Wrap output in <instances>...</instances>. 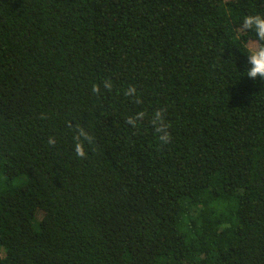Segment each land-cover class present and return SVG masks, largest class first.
<instances>
[{"label": "trees", "instance_id": "1", "mask_svg": "<svg viewBox=\"0 0 264 264\" xmlns=\"http://www.w3.org/2000/svg\"><path fill=\"white\" fill-rule=\"evenodd\" d=\"M249 13L264 0H0V264H264Z\"/></svg>", "mask_w": 264, "mask_h": 264}, {"label": "clouds", "instance_id": "2", "mask_svg": "<svg viewBox=\"0 0 264 264\" xmlns=\"http://www.w3.org/2000/svg\"><path fill=\"white\" fill-rule=\"evenodd\" d=\"M237 34H245L248 32H253L255 38L249 40L244 46L246 48L247 63L244 68L245 75L251 79L259 78L262 83H264V14L262 13H249L244 15L242 21L237 26ZM103 88L111 91L113 84L110 79H105L103 81ZM92 92L95 94L101 93V85L93 84ZM124 94L129 97H134L137 103H140V99L137 96V89L135 86H129ZM166 109L159 108L156 109L150 119L158 139L161 144H167L171 140V132L169 131V123L165 116ZM146 113L140 111L134 115L128 116L126 122L132 127H137L146 118ZM75 127L76 132L73 137L75 141V153L78 157L83 158L86 155L85 145L91 146L94 142V137L81 125H72L69 123V127ZM48 143L50 145H55V138L49 137Z\"/></svg>", "mask_w": 264, "mask_h": 264}]
</instances>
